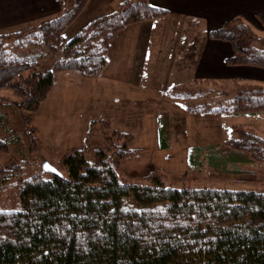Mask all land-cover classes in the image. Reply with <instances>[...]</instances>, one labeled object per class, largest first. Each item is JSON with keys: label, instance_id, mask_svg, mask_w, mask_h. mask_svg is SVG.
Here are the masks:
<instances>
[{"label": "trees", "instance_id": "16d2710c", "mask_svg": "<svg viewBox=\"0 0 264 264\" xmlns=\"http://www.w3.org/2000/svg\"><path fill=\"white\" fill-rule=\"evenodd\" d=\"M88 2L69 0L54 18L0 31V71L19 67L29 71L7 86L18 102L0 96V127L8 131L0 137V152L9 153L19 139L12 142L14 106L22 110L35 135L33 117L47 99L56 73L74 71L87 79L100 76L119 32L168 14L149 0H124L116 11L94 19L66 41V29ZM259 18L264 26V15ZM208 36L231 44L227 66L264 69V35L243 19L225 21ZM196 80L169 91L185 101L190 112L264 113V86L241 80L222 87L228 90L216 95L222 105L192 108L190 94ZM96 132L100 139L93 140ZM160 137L161 146L167 148L163 127ZM131 141L129 133L111 130L109 120L98 119L90 123L84 147L63 157L62 177L45 179L43 170L24 176L26 161L16 157L0 165V187L14 182L20 207L0 210V264H264V182L258 190L188 185L176 189L157 175L164 174L160 170L152 171L146 182L124 181L119 167L134 153ZM189 161L192 168L206 162L230 175L250 174L243 167L264 163V137L235 127L223 144L194 147Z\"/></svg>", "mask_w": 264, "mask_h": 264}, {"label": "rangeland", "instance_id": "374dc122", "mask_svg": "<svg viewBox=\"0 0 264 264\" xmlns=\"http://www.w3.org/2000/svg\"><path fill=\"white\" fill-rule=\"evenodd\" d=\"M106 1L110 4L117 0H89L66 29L65 40L70 41L83 27L97 18L96 15H101L97 13ZM52 6L47 2L41 10L47 11ZM253 29L257 34L264 35V31ZM115 38L107 57V65L100 76L87 79L74 71L55 74L54 85L47 99L33 117L35 135L31 127L26 126L22 110L16 106L10 110V122L16 133L12 142L17 137L19 139L15 142L17 145L11 144L9 153L0 152V165L16 157L21 162L26 161L22 162L24 176L41 172L45 163L61 171L63 157L74 149L84 147L90 123L93 120L107 119L111 130H119L132 136L129 147L134 153L125 158L119 167L124 181L146 182L152 171L160 170L164 174L157 175L165 177L166 185L176 189L186 185L226 190L262 189L264 163L245 166L243 168L250 171V174L236 176L217 171L206 162L200 168H192L189 155L196 146L223 144L231 138L235 127L252 129L264 137V113L237 116L193 113L186 108L185 101L176 99L169 93L172 87L197 79L190 94V106L211 109L223 104L216 95L228 91L222 87L231 86L234 79L193 78L187 68L192 63L174 62L177 67H185L182 72L184 75L179 76L175 71L170 72L165 62L154 61V53L151 50L149 53L150 47L145 41L140 46L141 42L134 31L122 35L118 33ZM50 61L46 68L52 67L53 62ZM26 68H17L19 74L14 79L21 75L28 76ZM258 70L264 72V69ZM232 72H236L233 75L237 78L235 80L264 86V76L253 78L258 74L245 73L243 76L239 71ZM9 74L10 71L6 73ZM205 80L210 83L202 82ZM210 90L214 92L212 95L208 92ZM0 96L19 101L8 87L0 89ZM202 96L206 99H201ZM2 103L0 100V106ZM103 126L98 125L96 128L102 131ZM162 127L168 135L167 148L161 146ZM7 133V128L0 127V137ZM99 136L100 133L96 132L93 140L100 139ZM51 176L53 175L50 173H43L45 179ZM19 209V189L16 184L11 182L0 187V210Z\"/></svg>", "mask_w": 264, "mask_h": 264}, {"label": "crops", "instance_id": "0c3cea01", "mask_svg": "<svg viewBox=\"0 0 264 264\" xmlns=\"http://www.w3.org/2000/svg\"><path fill=\"white\" fill-rule=\"evenodd\" d=\"M124 0L106 1L96 15L97 18L116 11ZM50 3L52 8L44 9ZM156 7L166 9L167 16L153 21H144L128 26L121 32L134 31L145 41L155 55V60L165 62L170 72L179 76L185 67H177L174 62H187L193 78L237 79L236 72L257 73L253 78H262L260 68L231 67L225 63L232 53L231 44L209 38L211 30L219 28L225 21L241 18L253 28L264 31L259 15H264V0H149ZM69 0H0V31L27 25L48 18H54L67 7ZM39 6L40 8H38ZM95 18V19H97ZM117 37V35H116ZM114 40L112 43H114ZM112 46V45H111ZM110 52V51H109ZM182 65V64H181ZM10 71L9 75L6 73ZM220 71V72H219ZM4 73V74H3ZM17 68L0 71V89L6 88L18 75ZM262 76V77H260ZM250 78V77H249ZM264 79V78H263ZM240 80V79H239Z\"/></svg>", "mask_w": 264, "mask_h": 264}, {"label": "water", "instance_id": "95a60500", "mask_svg": "<svg viewBox=\"0 0 264 264\" xmlns=\"http://www.w3.org/2000/svg\"><path fill=\"white\" fill-rule=\"evenodd\" d=\"M43 171L46 173H50L52 175L59 176V177L63 176L59 170H57L55 167L51 166L49 163H45Z\"/></svg>", "mask_w": 264, "mask_h": 264}]
</instances>
